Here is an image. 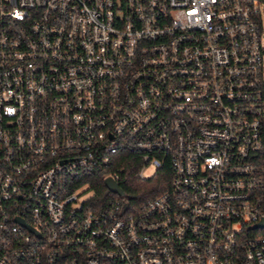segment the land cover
Segmentation results:
<instances>
[{"label":"built area","instance_id":"obj_1","mask_svg":"<svg viewBox=\"0 0 264 264\" xmlns=\"http://www.w3.org/2000/svg\"><path fill=\"white\" fill-rule=\"evenodd\" d=\"M263 25L264 0H0V264H264ZM129 162L169 185L112 192Z\"/></svg>","mask_w":264,"mask_h":264},{"label":"trees","instance_id":"obj_2","mask_svg":"<svg viewBox=\"0 0 264 264\" xmlns=\"http://www.w3.org/2000/svg\"><path fill=\"white\" fill-rule=\"evenodd\" d=\"M136 172L133 163L129 162L127 170L124 173L125 176L120 182L122 190L127 193V198L133 203L141 204L147 202L149 199L157 196L169 185L170 172L168 173L167 169L160 170L156 177L146 180L139 178ZM93 186L101 196H106V194L110 193L101 177L97 182L93 183Z\"/></svg>","mask_w":264,"mask_h":264},{"label":"water","instance_id":"obj_3","mask_svg":"<svg viewBox=\"0 0 264 264\" xmlns=\"http://www.w3.org/2000/svg\"><path fill=\"white\" fill-rule=\"evenodd\" d=\"M107 187L114 193H117L121 196L125 194V192L121 189V187L118 185V183L114 182L112 179L108 178L106 180Z\"/></svg>","mask_w":264,"mask_h":264},{"label":"rangeland","instance_id":"obj_4","mask_svg":"<svg viewBox=\"0 0 264 264\" xmlns=\"http://www.w3.org/2000/svg\"><path fill=\"white\" fill-rule=\"evenodd\" d=\"M264 26V25H263ZM263 36H264V29H263ZM152 169L151 168H145L144 170H143V173L146 175V176H151L152 174V171H151Z\"/></svg>","mask_w":264,"mask_h":264}]
</instances>
